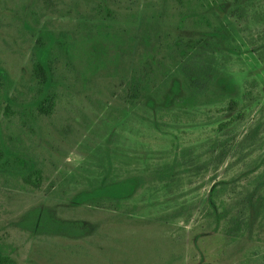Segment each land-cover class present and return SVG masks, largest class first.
Instances as JSON below:
<instances>
[{
  "label": "rangeland",
  "instance_id": "rangeland-1",
  "mask_svg": "<svg viewBox=\"0 0 264 264\" xmlns=\"http://www.w3.org/2000/svg\"><path fill=\"white\" fill-rule=\"evenodd\" d=\"M46 30L55 92L42 111L33 46ZM194 67L213 73L203 93L164 100ZM135 69L157 92L148 104L125 98ZM0 70V146L42 169L37 187L0 169L2 251L21 264H264V0H0ZM134 174L125 197H76Z\"/></svg>",
  "mask_w": 264,
  "mask_h": 264
},
{
  "label": "trees",
  "instance_id": "trees-1",
  "mask_svg": "<svg viewBox=\"0 0 264 264\" xmlns=\"http://www.w3.org/2000/svg\"><path fill=\"white\" fill-rule=\"evenodd\" d=\"M200 41L201 38L187 39L186 43L188 47H192L196 44H199ZM55 42L56 40H54L53 35H51V33L46 30L38 34L37 40L33 46L34 69L36 75L38 76V81L40 82L38 97L39 100L36 104L42 111L47 110V108L52 104V98L55 92V89L53 87L55 83L52 73V48ZM212 74L213 73L208 69H199L194 67L191 71L185 72V76H183V79H181L186 87L190 90V92H180L181 89L178 86V83L181 84V80L175 77L169 85L171 92H164L163 99H170L173 102H179L195 98L198 93H203L199 91L207 86V83L210 81V77L207 76H212ZM5 76V72L0 70V86L5 83ZM151 87L152 84L150 82L148 72H139L135 69V71H132L129 79L127 80L126 92H124L125 98L130 102L138 101L148 104L149 100H154L157 95V92H151ZM236 105L237 101L234 98H230L227 107L230 109H234ZM9 107L10 104H6V108ZM0 169L10 170L12 173L21 177L25 183L31 184L33 186L37 187L41 183L42 169L39 166H36L32 160H30L29 158L27 159L22 155L8 153L6 149L2 148V146H0ZM140 180L141 177L137 174L128 175L121 179H114L112 181L102 183L99 186V188L108 187L109 190H106L108 192L96 193V191L93 190L92 193L91 191L88 192V190H83L78 193L76 197L79 199H88L95 197H125L133 192ZM213 190L214 186L212 187V191L209 193L210 197ZM82 196L85 197L82 198ZM210 200L211 204L215 205V202L211 198ZM56 226L57 225L52 226V228H56ZM59 229L61 228L59 227ZM0 264L21 263H19L6 251H2V249L0 248Z\"/></svg>",
  "mask_w": 264,
  "mask_h": 264
}]
</instances>
